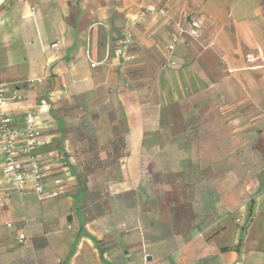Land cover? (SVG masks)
<instances>
[{
	"label": "crops",
	"instance_id": "0c3cea01",
	"mask_svg": "<svg viewBox=\"0 0 264 264\" xmlns=\"http://www.w3.org/2000/svg\"><path fill=\"white\" fill-rule=\"evenodd\" d=\"M182 3L0 4V86L19 94L9 106L11 127L18 133L25 109L35 108L45 142L34 154L46 191L61 192L20 195L4 177L0 154V264H264V0H194L195 9ZM152 8L166 14L144 13ZM193 21L199 37L181 36L179 27L189 32ZM124 31L133 33L128 61L117 54ZM174 34L180 39L170 54ZM56 41L60 49L51 50ZM149 67L157 91L145 71L139 75ZM34 79L43 82L29 87ZM204 92L225 97L229 113L240 108L223 121L220 149L193 138L189 129L198 124L187 128L182 118V103ZM77 111L101 118L92 122L105 131L99 152L71 139L68 120ZM173 113L187 139L170 136ZM200 126L217 129L215 122ZM115 129L124 132L121 140ZM158 129L163 145L147 137ZM76 159L83 164L76 167ZM94 160L113 164L88 173L85 163ZM200 162L221 171L201 194ZM173 191L176 200L168 202Z\"/></svg>",
	"mask_w": 264,
	"mask_h": 264
},
{
	"label": "built area",
	"instance_id": "2783aa9c",
	"mask_svg": "<svg viewBox=\"0 0 264 264\" xmlns=\"http://www.w3.org/2000/svg\"><path fill=\"white\" fill-rule=\"evenodd\" d=\"M4 0H0V4ZM146 14L165 15L164 9H148ZM191 30L187 32L182 26L179 27L180 35L187 34L192 39H197L200 35V26L195 21L191 24ZM180 35L174 34L167 51L171 54L175 51L179 42ZM133 43L132 31H124L117 40V54L125 60H131L133 57L129 53V47ZM51 50L60 49V42L56 41L50 46ZM172 64V63H171ZM96 65L93 64L92 67ZM264 69V62L262 65ZM42 79L28 81L29 87H35L42 84ZM19 99V94L8 91L0 86V154L4 158L3 174L10 181L13 189L20 195L35 193L41 198L58 197L60 191L47 192L45 187V175L41 160L34 154L35 149L42 146L45 142L42 131V124L36 116L34 107L25 109L23 123L18 133L11 127L12 119L9 114V106L13 101ZM25 236H20V241Z\"/></svg>",
	"mask_w": 264,
	"mask_h": 264
},
{
	"label": "trees",
	"instance_id": "16d2710c",
	"mask_svg": "<svg viewBox=\"0 0 264 264\" xmlns=\"http://www.w3.org/2000/svg\"><path fill=\"white\" fill-rule=\"evenodd\" d=\"M212 96L213 94L204 92L203 94L190 98L181 105L183 112L182 118L184 120L186 127L190 128L192 125L195 124L194 126H196V123L198 124V127H194L193 130L189 129V132L190 134H192L193 138H196V140L200 142H202V140L205 137V134L208 132L207 131L208 129H201L200 124L202 123V121L208 123L215 122L217 129L219 131L223 129L222 127L223 121L227 123L228 120L233 118L231 117L232 112L229 113L224 108L226 105H229V101H227L226 98L222 97L220 94L216 95L215 100H213ZM213 107L214 109L215 108L217 109L216 114H213L212 113L213 111H211L212 110L211 108ZM239 109L240 108L238 106L232 107V111H234L233 113L236 114L235 116H238ZM216 116H218V118ZM117 138H118L117 140L122 139L120 135H118ZM96 142L97 140L89 144L90 150H94V152L95 151L99 152L97 150L99 149L102 150V149L95 145ZM216 144H217V148L219 149L222 148L221 141L220 143L219 141H215L214 145ZM110 148H113V150H115L114 147H110ZM85 164L86 165L84 167L88 173H102L110 164L113 163H110L108 161L94 160L91 162H86ZM213 164L217 166V163L200 162L201 178L199 180L200 182L198 185V191L200 192V194L203 190H206L207 187H209L208 185H211L213 180H215L213 179L214 175L221 173V171L217 173L213 172ZM189 186L186 185L185 187L188 188Z\"/></svg>",
	"mask_w": 264,
	"mask_h": 264
},
{
	"label": "rangeland",
	"instance_id": "374dc122",
	"mask_svg": "<svg viewBox=\"0 0 264 264\" xmlns=\"http://www.w3.org/2000/svg\"><path fill=\"white\" fill-rule=\"evenodd\" d=\"M187 2V6L194 8L195 3L194 0H183L182 4H186ZM195 9V8H194ZM188 20H191V16L188 17ZM143 71H145V74L149 75L150 77V81L148 82L149 84H151V87L153 90L157 91L159 90V85H158V77H156L155 74V69L154 67H149V68H141L140 69V73L139 75L142 76L144 73ZM141 81H139V83L135 84V87H139L140 86ZM236 114H234L233 112L231 113V117H234ZM99 118V117H98ZM227 118V117H226ZM169 119L172 122V125L170 126V130H169V134L171 137L176 136V138L178 139H187V135L188 133H186L183 128H182V124L179 123L177 114L173 113L172 115H169ZM95 120L100 121L101 118L99 119H95L94 115L90 114L89 112H84V111H77L74 113H71V117L70 120H68V122L71 124V126L69 127V129L71 130L72 134H71V139L73 138L74 141H78L81 140L84 143H86V150H90V143H93L95 140H99L101 141L102 138H106L105 131L104 129H95V127L93 126V123ZM79 125L81 127H79ZM100 127V126H99ZM97 128V126H96ZM68 129V130H69ZM69 130V131H70ZM223 130H210L209 132H207V136H205L207 139L206 142L209 141V139L216 141V138H218L221 142H224V139L221 138V132ZM123 131L114 130V136L117 137L118 135H121ZM124 133V132H123ZM209 133V134H208ZM147 137L153 142H159L160 145H163L164 140H165V135L164 132L160 129L158 130H154L151 131L150 133H148ZM72 140V141H73ZM83 163L80 162L78 159L75 160V165L76 167H79V165H82ZM152 170V168L149 169V171ZM153 180L155 181H159V180H163L162 176L157 175V174H153ZM113 177H117V179H121L120 174L118 172V170H116V172L113 174ZM162 177V178H161ZM190 187V186H189ZM93 201L95 200L94 198L92 199ZM168 202H172L176 200V196H175V192H170L167 194V199ZM239 217V216H236ZM246 218H244L245 220Z\"/></svg>",
	"mask_w": 264,
	"mask_h": 264
},
{
	"label": "water",
	"instance_id": "95a60500",
	"mask_svg": "<svg viewBox=\"0 0 264 264\" xmlns=\"http://www.w3.org/2000/svg\"><path fill=\"white\" fill-rule=\"evenodd\" d=\"M149 260H151V259H149Z\"/></svg>",
	"mask_w": 264,
	"mask_h": 264
}]
</instances>
